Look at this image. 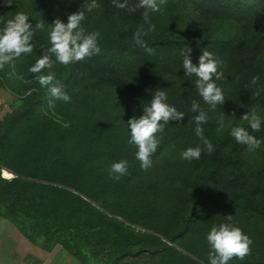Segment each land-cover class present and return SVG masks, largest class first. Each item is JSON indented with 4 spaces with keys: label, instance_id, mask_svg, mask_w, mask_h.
Returning <instances> with one entry per match:
<instances>
[{
    "label": "rangeland",
    "instance_id": "374dc122",
    "mask_svg": "<svg viewBox=\"0 0 264 264\" xmlns=\"http://www.w3.org/2000/svg\"><path fill=\"white\" fill-rule=\"evenodd\" d=\"M18 2L16 12L27 14L33 27L37 22L44 24V29L35 30L33 37V43L39 44L48 41L49 25L55 19L66 23L69 14L81 10L91 0H14L11 6ZM138 2L129 0L131 6ZM97 4L91 12H85L82 27L88 32L101 33L98 44L102 51L75 62L71 80L60 84L71 97L70 102L58 100L55 109H49L46 88L44 113L39 116L38 107L34 110L33 124L28 125V118L22 113L29 108L30 96L24 99L35 89L26 71L29 61L13 62L5 72L0 71L4 72L3 81L0 80V134L22 114L24 124L11 129L8 138L15 137L22 158L27 159L37 144L53 137L56 129L65 127V123L73 125L72 138L56 142L53 147L62 164L60 178L65 185L80 187L67 190L89 204L82 213L85 225L75 229V240L64 233L60 238L40 235L30 240L13 220L0 212V264H162L166 259L173 264L177 259L170 254L175 250L204 264L209 262L210 251L206 234L213 225L221 223L240 227L253 241L250 255L243 260L234 258L228 264H262L264 225L254 212L245 209L243 199L256 171L264 165V0H167L160 12L150 13L156 31L145 40L154 49L152 55L133 41L138 28H148L142 18L143 8L130 13L116 8L113 0H97ZM10 7L0 0L2 21L6 13H12L13 10H7ZM186 47L192 49L190 59L194 65L198 66L205 50L223 62L220 70L224 78L215 82L222 89L225 101L214 110L200 97L195 77L185 75L181 50ZM55 66L48 73L56 74ZM257 75L260 79L252 85L250 82ZM157 89L165 91L167 103L185 117L180 123L170 121L164 132L158 133L166 145L145 171L135 158L137 149L128 143L127 121L143 114V107L149 105ZM193 100L207 114V122L200 126L215 149L201 166L197 165L200 159L181 158V152L188 147L203 148L193 121L198 113L190 110ZM252 109L261 117L259 132H252L247 122L240 119ZM94 111L102 113L111 126L108 149L117 153V157L99 151L97 143H87L86 138L101 122V116ZM221 115L224 127L218 130ZM45 117L59 124H40L38 120L43 123ZM104 126L100 123V128ZM235 126L245 127L261 141L260 147L250 151L244 145L238 154H233L239 145L230 135ZM81 135H86L84 141ZM217 153L225 155L229 162L223 165L217 183L210 182V187L203 188L204 193H210V201L195 206L189 188L198 183L204 166ZM5 159L14 168L22 162L14 155ZM121 159L129 162V175L115 181L110 178L109 169ZM133 169L140 174L133 177ZM4 173L8 177L12 173L17 176L7 168ZM43 175V170L35 172V177ZM260 187L259 204L264 205V176ZM129 234L134 237L131 243L123 239ZM175 237L177 242L173 241ZM67 244L76 245L77 256L68 251ZM125 252H128L125 258L117 262Z\"/></svg>",
    "mask_w": 264,
    "mask_h": 264
},
{
    "label": "clouds",
    "instance_id": "9594fccd",
    "mask_svg": "<svg viewBox=\"0 0 264 264\" xmlns=\"http://www.w3.org/2000/svg\"><path fill=\"white\" fill-rule=\"evenodd\" d=\"M14 0H4L5 6H11ZM114 6L119 9H126L128 12H135L138 8H143L142 13L144 23L148 25L147 30L141 26L133 34V41L136 46L143 48L149 55L154 54V49L148 47L145 37L156 31L155 24L151 23L150 13L160 12L161 6L167 3V0H139L138 4L131 6L129 0H113ZM97 0H91L85 3L79 11L68 15L67 22H63L57 18L49 25L48 41L49 47L43 49V53L28 68V72L38 74L35 79L43 87H47L49 93L48 108L55 109V102L60 100L70 102L71 97L64 91L63 86L59 82H55V73L49 72L46 75H39L45 68L53 67V59L65 66L90 58L101 53V47L98 39L101 36L99 31L88 32L82 27V21L85 20V12H91L97 8ZM44 24L37 22L35 26L29 22V16L23 12H16L13 18L8 19L3 28H0V70L22 55L31 54L34 51L33 37L35 30H43ZM192 49L186 47L181 50L183 57V69L185 75L195 77V88L198 90L200 97L213 110L216 105H222L225 97L222 89L217 86L215 81L224 78L223 72L220 70L222 61L213 57L210 51H203L199 57L198 66L192 63L190 59ZM12 75V74H10ZM23 80V76L17 77ZM259 75L254 76L251 80L252 85H256L259 81ZM32 91H35L33 89ZM258 89L256 95L259 96ZM193 113H198L193 117L196 124L195 133L200 138L203 148L200 146L188 147L181 152V158L184 160H198L202 152L205 150L211 154L215 149L212 142L203 135V128L200 126L207 122V114L200 107V104L193 100L191 109ZM47 114V113H46ZM185 115L179 112L176 107L167 103V94L161 89H157L150 100L149 105L143 107V114L139 117H133L127 121L130 131L128 143L133 145L137 151L135 158L140 162L142 170L151 167L154 153H156L160 145L158 133H163L165 125L170 121L182 122ZM60 121V118H56ZM242 121L247 122L252 132L261 130V117L256 113L255 109L244 114ZM219 128L224 127V118L221 115L218 118ZM63 126L68 127V124ZM230 135L239 144L246 145L248 149L255 150L261 145V141L241 126L231 128ZM129 162L121 159L111 164L109 169L110 178L119 181L121 177L129 175ZM231 220V215L228 216ZM206 241L210 246L208 253L209 264H228L234 258L243 260L251 254L252 239L246 235L243 230L230 223H221L218 226L213 225L206 234Z\"/></svg>",
    "mask_w": 264,
    "mask_h": 264
},
{
    "label": "trees",
    "instance_id": "16d2710c",
    "mask_svg": "<svg viewBox=\"0 0 264 264\" xmlns=\"http://www.w3.org/2000/svg\"><path fill=\"white\" fill-rule=\"evenodd\" d=\"M19 5L20 4L18 2L16 5L7 8V10L13 11H11V14L10 12L6 13L3 21L0 18L2 22V26L0 28H3L5 22L8 19L14 17ZM49 46V41H40L39 44H34V51L31 54L22 55L20 58L14 60L13 62L15 63L18 61H29V65L27 66V68H29L43 53V49H46ZM52 59L53 65H56L54 67L56 72L55 82H59V84L68 83L74 74V63L65 66L59 62H55V57H52ZM8 66L9 65L5 66V68L3 69L4 72L7 70ZM49 69L50 68L43 69L42 72L39 73V75L48 74ZM26 71L28 70L26 69ZM4 72L0 73L1 82L3 81L4 76L2 75H4ZM29 75L32 79V85L35 87V91L30 92V94L25 97L24 100H27L30 96V103L28 104V110H26L22 114H25V116H27L28 119L26 120L28 121V125H31L33 124L32 119L34 117V110H38L39 107L38 112L40 113L39 116H41L44 113L43 108L47 106L46 100H43V93L47 87L41 86L35 79V76L38 74H32L29 72ZM94 112L98 113V115L101 116L99 119L101 122H99L95 127L96 131H94L90 137L86 138L87 143H97V145L99 146V151H104L105 154L109 153L112 156L117 157V153L108 149L109 147H111V143L109 141L111 139L110 135L112 132V129L110 128L111 126L107 124V121L103 117L102 113H99L98 111ZM22 114L16 117L13 121H10L6 128V131L3 134H0V212H3L2 215H4L6 218L8 217L13 220L17 224L18 228L22 231V233H24V235H26V237H28L30 240L40 235H44L47 238H51L54 236H58L60 238L61 236H63V233L65 234V237H70L71 240H75L74 237H77V234L74 233L75 229L79 228V226L85 225V222L82 221V213L85 205L89 204L81 196L67 190V188L70 187H80L69 183H66L65 185V181L60 178L61 173L59 170L62 168V164L60 163L61 160L56 158L57 152L53 147L56 142L62 143L67 142L68 139H71L72 134L75 133V127L73 125H69L68 127H61L59 129H56L52 138H49L45 142L37 144L34 150L30 153V156L25 159L22 158V155L20 154L19 144L15 141V137L11 136L10 138H8L9 131L11 129H13L14 127L22 126L24 124L25 121H21ZM45 118L46 119H42L43 123L41 122V120H38V122L43 125L59 124L52 121L48 117ZM100 123L105 126L100 128ZM21 128H26V126ZM102 133H105L106 135H104V137H101L100 134ZM85 137L81 135L80 139L84 141ZM99 138L107 140L105 142L104 140H99ZM5 145L7 147H5ZM165 145V141H160V145L158 146L156 153L153 154L151 159L157 156L159 152L165 147ZM242 146L244 145L239 144L238 146H236L235 149L237 148L238 150L233 154H238V152L242 149ZM13 155L22 159V162L20 166H18V168L12 167L14 165H10V163H8L5 159L6 156ZM118 155L120 156V154ZM209 156L210 154L207 155L205 151L202 152L197 165L201 166L205 164ZM210 161L204 166L205 168L201 167L204 168V172L198 183H195L192 187L189 188L191 199L195 206L200 205V203L202 202L210 201V193H204L203 188L204 186L210 187V182L217 183V181L219 180L220 172L221 170H223V165L228 161V159L227 157H225V155L217 153ZM5 168L14 171L17 176L14 177L13 173L9 177L6 176L4 173ZM38 170L44 171V175L42 177H35V172ZM136 173V169H133L131 171L133 177L136 175ZM263 176L264 165L260 167L253 176L252 184L246 193L247 197L243 199V205L246 210L254 212L258 219L261 220L262 224L264 225V205L259 204V199L261 196L260 185ZM6 178L13 179L8 180ZM104 216L106 217L107 215ZM126 226L129 228L131 227L130 225ZM131 232L132 234H134V229ZM133 238L134 237L131 234L123 237V239L127 241V243H131ZM177 240L178 237H175L173 239L174 242H177ZM75 246V244H67L66 248L70 253L77 256L74 253ZM172 252L170 256L175 255L177 259L173 264H189L188 261H190L192 264H200L198 261H195L192 257L182 252L178 253V251L176 250ZM127 254L128 252L121 253L117 262L124 259ZM263 262L264 260L262 261V264ZM247 263L248 262H240L232 264ZM162 264L170 263L166 259L162 262ZM204 264H209V262L204 261Z\"/></svg>",
    "mask_w": 264,
    "mask_h": 264
}]
</instances>
